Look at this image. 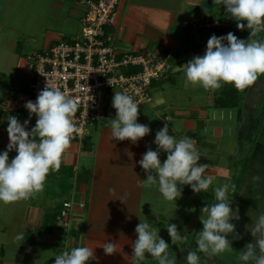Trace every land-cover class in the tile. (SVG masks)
Masks as SVG:
<instances>
[{"label": "crops", "instance_id": "obj_1", "mask_svg": "<svg viewBox=\"0 0 264 264\" xmlns=\"http://www.w3.org/2000/svg\"><path fill=\"white\" fill-rule=\"evenodd\" d=\"M84 11L80 0H0V64L5 67L17 65L16 70L23 71L21 57H24L22 55L29 43L40 44L47 50L68 35L78 34ZM206 14L224 16L230 23L214 29L186 28L187 19L201 18ZM117 28L116 42L121 51L154 52L171 64L167 77L153 86L152 89L155 87L158 92L151 103L146 104L145 109L139 108L137 122L148 125L150 134L137 144L130 140L112 139L109 119L115 118L116 110L111 100L107 118L91 130L84 145L71 141L60 169L49 173L38 200L35 197L18 203L23 206L20 208L17 205L15 210H18L16 219L19 227L12 229L8 225L2 233L0 264H54L57 254L78 246L94 250L95 259L87 264H132L131 244L137 239V224L148 222L156 228L153 215L149 216L153 212L144 209V203L145 195L151 201L152 191H158V188H145L138 184V181L146 179L139 161L149 147L156 150L153 141L165 122L169 125V134L177 140L192 136L198 138L199 163L207 164L205 176L214 178L208 191L197 193L200 204L196 203V206H211L215 200V187L223 185L224 181L232 184L238 180L240 166L249 169L250 156L244 150L249 147L251 139L245 137L242 129L248 123L247 119L254 116L255 105L264 100V93L259 91L264 85V75H260L255 84L246 89L245 97L241 99L233 85L222 84L217 90L207 91L200 86L185 87V74L179 68L194 56L205 53L211 35L219 37L232 32L238 38L247 40L249 30H239L237 22L231 19L223 5H214V0H120ZM23 36L25 38L22 39ZM254 39L264 41V32ZM6 100L0 97V153L7 149L9 143L6 131L8 117L16 116L21 123L29 120L23 112L6 110ZM226 100L233 106L220 107L219 104ZM253 100L256 104L251 102ZM240 101H243V106ZM246 105L251 110H246ZM217 110L221 111L220 114ZM170 114L173 116L170 117ZM227 114L229 122H233L229 128L218 120L219 115L223 120ZM33 121L36 122L35 117L29 120L27 130L35 126ZM238 124L239 134L236 132ZM16 154L15 151L10 152L9 159ZM160 159L163 162L166 153L162 152ZM66 201H73L72 211L66 219L68 227L57 222V228L42 233L36 243L15 239L20 233L38 234L47 215L61 211ZM200 210H194L192 215L198 218ZM174 219L163 218L167 227L177 222ZM191 220L182 221L183 226H191ZM157 228L166 240L171 241L164 227ZM112 241L116 243V253L105 255L102 247ZM5 247H9L7 252ZM175 253L171 254V258L175 257ZM151 263L148 258L142 262Z\"/></svg>", "mask_w": 264, "mask_h": 264}, {"label": "clouds", "instance_id": "obj_2", "mask_svg": "<svg viewBox=\"0 0 264 264\" xmlns=\"http://www.w3.org/2000/svg\"><path fill=\"white\" fill-rule=\"evenodd\" d=\"M214 5H223L231 19L237 22L239 30H249V38L240 39L232 32L219 37L211 35L205 53L194 56L179 67L185 74V87L191 85L217 90L222 84H231L237 91H244L253 86L260 75H264V41L254 39L264 32V0H214ZM139 106L131 95L114 92L112 107L116 116L109 119L112 139L130 140L137 144L150 134L148 125L137 122ZM24 107L29 112V120L32 115L37 117L36 124L29 131V120L21 123L11 115L7 119L9 143L7 149L0 153V202L4 205L35 198L41 193L49 173L60 169L77 132L74 118L78 102L59 87L50 86L48 81L35 102L29 100ZM153 143L156 150L149 147L139 161L146 174V179L138 181L141 187L156 186L165 200L175 202L182 195L180 186L188 185L194 193H201L213 185L214 178L205 176L207 164L199 163L201 156L193 139L183 137L177 140L169 134V125L165 122L156 132ZM12 151L17 154L10 160L9 153ZM162 152L166 153L163 162L160 159ZM259 180V176L253 177V181ZM235 191V184L230 183L213 189L217 202L200 210L202 230L197 234L196 251L187 253V264H200L198 253H204L211 260L221 253L234 251L228 237L242 238L236 234V225L231 222L240 219L239 209L234 211L231 207L233 200L229 199V193ZM244 227L253 237V242L246 244L237 259L243 264H264V213ZM166 230L172 245L187 239L174 223ZM159 232L148 222L137 224V239L131 244L132 264H142L146 254L156 259L158 264H176V260L169 257V243ZM15 239L23 240V233ZM102 248L105 255L116 253L115 241L105 243ZM93 259L92 248L78 246L57 254L54 264H87Z\"/></svg>", "mask_w": 264, "mask_h": 264}, {"label": "built area", "instance_id": "obj_3", "mask_svg": "<svg viewBox=\"0 0 264 264\" xmlns=\"http://www.w3.org/2000/svg\"><path fill=\"white\" fill-rule=\"evenodd\" d=\"M85 11L78 36L53 43L46 51L37 53L34 78L28 87L9 96L4 103L8 111H20L29 116L24 104L35 102L48 81L59 87L79 105L75 114L77 132L71 141L84 145L91 130L108 116L114 92L131 95L140 105L148 104L152 88L167 77L171 64L156 53L121 51L116 42L115 28L120 0H80ZM220 17V16H219ZM206 14L187 19L186 28H222L230 23L226 17ZM32 117H37L32 115ZM199 144L197 137H189ZM73 201L63 203L58 216L59 225L68 227L66 219Z\"/></svg>", "mask_w": 264, "mask_h": 264}, {"label": "rangeland", "instance_id": "obj_4", "mask_svg": "<svg viewBox=\"0 0 264 264\" xmlns=\"http://www.w3.org/2000/svg\"><path fill=\"white\" fill-rule=\"evenodd\" d=\"M215 11L214 13H216ZM79 33L73 36L68 35L65 39H70L72 37H76L81 32V26L79 27ZM25 36L22 37V39ZM46 51V47H43L40 44L29 43L26 51L24 52V57L22 65H24V70L19 71L16 70L17 65H12L11 67H5L0 64V81H4L3 84H0V97L1 98H8L9 96L24 90L26 88V84L31 81L34 75V61L30 60V58L34 57L37 53H41ZM30 57V58H29ZM21 67V66H20ZM33 80V79H32ZM32 82V81H31ZM25 84V85H24ZM228 87L232 86L231 84H226ZM261 87V86H260ZM155 89V87H154ZM152 89V100L156 96V92L158 90ZM188 91V90H187ZM207 91V90H206ZM245 91H238V94L241 95V99L245 97ZM260 92L264 93V85L259 90ZM259 95V94H258ZM253 104H256V100L251 101ZM250 102V104H252ZM151 103V102H150ZM241 106H243V101H240ZM147 105L142 106V109H145ZM144 107V108H143ZM250 106L246 105V110ZM255 112H253L254 116L252 115L247 119L248 123H245L243 133L245 137H249L251 140L248 141L249 147L247 150H244L248 153L250 166L249 169L245 166H240L241 169H245L243 173L240 171V175L238 180H234L232 184H235L236 191L235 193L229 194V199L233 200L231 207L235 211L237 208L239 209V220L231 221L236 225V234L241 236L240 239H234L232 235L228 238L232 241V247L234 249L233 252H224L220 255L212 258L209 260L204 253H198L200 255L201 260L200 264H243V262L239 261L237 257L239 256V252L244 249L246 244L253 242V237L249 232H246L245 225L251 224L252 219L255 220L260 214L264 213V100L259 104L255 105ZM249 110V111H250ZM254 109H252L253 111ZM251 111V112H252ZM221 111L217 110V113L220 114ZM225 113H228L227 111ZM173 114H170L172 117ZM33 119V118H32ZM35 120V119H34ZM155 120L158 121L156 117ZM218 120L221 121L223 126L229 128L230 124L233 122H229L228 114L221 120L219 115ZM36 124L35 121H33ZM232 126V125H231ZM234 126V125H233ZM237 126V125H236ZM239 124L237 126L236 132L239 134ZM226 137V136H225ZM248 146V144H247ZM251 148V149H250ZM245 149V148H244ZM243 154L244 156L247 155ZM245 164V160H243V165ZM254 176H259V181H253ZM229 179V178H226ZM237 181V182H236ZM226 183V181H224ZM228 183V181H227ZM183 191L180 198H178L175 202L174 201H167L164 199L162 194L157 191L153 190L151 197L153 199L150 201L145 195V203L144 209L148 212H153L149 216L154 217L153 224L157 227H164L166 229L167 223L163 220L164 217L172 218L175 217L174 220L177 222H173L177 225L180 234H184V236L188 237V240H183L182 242L178 243L177 245H172L171 241L166 240L165 236H162L163 232H159V235L169 243L168 254L171 258V254L175 253L174 259L176 260V264H187L186 256L189 251H196V239L198 231L202 230V224L199 221V217L195 218L192 213L194 210L198 208L202 209L204 206L201 207L196 206L195 204H200V199L197 193H191V187L188 185H183ZM238 195L236 196V194ZM147 194V193H146ZM36 200H38V195L36 196ZM25 203V201H20L17 203H13L10 205H4L0 202V242H3L2 233H4L7 226H11L12 229L15 227L18 228L19 224L17 223L16 219V206L20 205L18 203ZM216 200H213L212 204L216 203ZM23 206L20 205V208ZM22 209H20L21 211ZM201 215V214H200ZM185 219H192L190 225L186 228L183 226V222ZM183 223V224H182ZM158 229V228H157ZM167 232V231H165ZM182 244V245H181ZM9 247H5L4 251H8ZM14 250V249H13ZM146 258L152 261L151 264H158V261L152 258L150 255L146 254Z\"/></svg>", "mask_w": 264, "mask_h": 264}, {"label": "trees", "instance_id": "obj_5", "mask_svg": "<svg viewBox=\"0 0 264 264\" xmlns=\"http://www.w3.org/2000/svg\"><path fill=\"white\" fill-rule=\"evenodd\" d=\"M229 105L233 106V104L228 103V100H226L225 103L223 104H219V106L223 108L230 107ZM192 137H195V136H192ZM60 213L61 211L49 213L45 219V222L43 224V227L41 228V231H39L38 234H30V233L23 234L24 236V239L22 240L23 243H32V242L36 243L38 242V239L42 233H48V232L53 231L54 228H57L56 223L58 222V216Z\"/></svg>", "mask_w": 264, "mask_h": 264}]
</instances>
